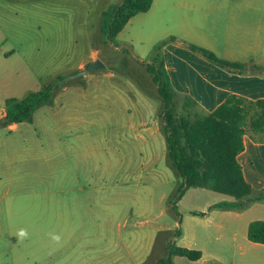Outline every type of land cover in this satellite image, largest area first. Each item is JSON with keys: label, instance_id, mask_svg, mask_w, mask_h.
<instances>
[{"label": "rangeland", "instance_id": "obj_1", "mask_svg": "<svg viewBox=\"0 0 264 264\" xmlns=\"http://www.w3.org/2000/svg\"><path fill=\"white\" fill-rule=\"evenodd\" d=\"M121 1L1 0L0 50L16 55L0 58V124L8 98L56 89L30 121L0 130V264H159L186 206L208 211L220 200L199 189L174 209L183 178L147 70L160 63L156 47L163 55L165 41L181 35L174 19L183 0H154L115 45L102 35V14ZM98 60L104 69L64 81ZM196 112L179 97L178 116ZM21 227L30 238L18 242Z\"/></svg>", "mask_w": 264, "mask_h": 264}, {"label": "crops", "instance_id": "obj_2", "mask_svg": "<svg viewBox=\"0 0 264 264\" xmlns=\"http://www.w3.org/2000/svg\"><path fill=\"white\" fill-rule=\"evenodd\" d=\"M154 7L153 0L150 11L143 14H149ZM1 8L0 0V38ZM166 8L167 4L162 13ZM175 8L180 11L174 20L181 35L175 41L171 38L165 41L162 56L179 97L192 98L198 112L204 115L214 112L233 95L250 101L264 99V0H183ZM184 41L211 50L220 59L244 64L245 71L232 72L218 67L190 50ZM15 55V49L0 50V58L9 60ZM261 137L248 131L244 135L245 149L238 156L245 179L256 192L264 189V139ZM199 189L205 188L186 191L178 206L185 204L189 192ZM217 194L220 200L211 203L208 211L186 206L176 244L202 252V258L191 261L192 264H264V245L248 238L250 224L264 221V200L245 201L241 208L218 207L240 201ZM181 258L185 257L174 256L173 264L182 263Z\"/></svg>", "mask_w": 264, "mask_h": 264}, {"label": "trees", "instance_id": "obj_3", "mask_svg": "<svg viewBox=\"0 0 264 264\" xmlns=\"http://www.w3.org/2000/svg\"><path fill=\"white\" fill-rule=\"evenodd\" d=\"M153 0H122L103 12L101 31L106 42L117 45L118 35L130 20L141 13L150 11ZM175 38H171V41ZM195 53L202 55L212 64L232 72H244L245 66L220 59L206 48L186 44ZM160 56V57H159ZM147 70L154 76V82L164 103L163 118L166 128L169 159L172 167L183 178L178 195L172 200L174 209L177 203L191 188H205L216 193L237 199L235 204H220L218 207H244L245 201L264 200V189L254 191L246 181L238 156L244 151V135L251 131L264 139V99L250 101L233 95L214 112L204 115L196 112L193 116L177 115L178 93L175 91L160 49ZM56 87L49 85L40 91L32 92L23 99L8 98L5 101L3 126L22 124L30 121L36 111L54 97ZM190 104L194 100L186 97ZM204 215V213H194ZM181 235L177 232V237ZM248 238L251 242L264 245V221L250 224ZM202 252L179 247L170 243L166 255L159 264H173L174 256L185 257L190 261L202 258Z\"/></svg>", "mask_w": 264, "mask_h": 264}, {"label": "clouds", "instance_id": "obj_4", "mask_svg": "<svg viewBox=\"0 0 264 264\" xmlns=\"http://www.w3.org/2000/svg\"><path fill=\"white\" fill-rule=\"evenodd\" d=\"M47 235L53 245H60L62 243L63 237L60 233L49 232ZM14 236L17 237L18 242H23L30 238L28 229L23 227L18 228L14 233Z\"/></svg>", "mask_w": 264, "mask_h": 264}, {"label": "water", "instance_id": "obj_5", "mask_svg": "<svg viewBox=\"0 0 264 264\" xmlns=\"http://www.w3.org/2000/svg\"><path fill=\"white\" fill-rule=\"evenodd\" d=\"M104 68H105V65L100 60H98L95 63L89 65L86 70L80 71L77 74L66 78L64 81H69V80H72V79H75V78H79V77H82V76H86L90 72L97 71V70H101V69H104ZM4 127L5 126H3L2 124H0V130L2 128H4Z\"/></svg>", "mask_w": 264, "mask_h": 264}]
</instances>
